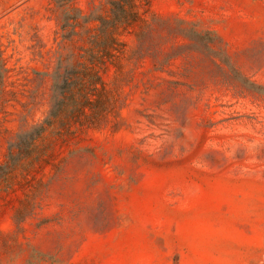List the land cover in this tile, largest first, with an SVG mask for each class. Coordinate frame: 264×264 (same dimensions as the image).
Returning <instances> with one entry per match:
<instances>
[{
    "label": "rangeland",
    "instance_id": "374dc122",
    "mask_svg": "<svg viewBox=\"0 0 264 264\" xmlns=\"http://www.w3.org/2000/svg\"><path fill=\"white\" fill-rule=\"evenodd\" d=\"M0 0V173L96 52L111 0ZM102 74L118 110L0 181V264H264V0H147Z\"/></svg>",
    "mask_w": 264,
    "mask_h": 264
},
{
    "label": "trees",
    "instance_id": "16d2710c",
    "mask_svg": "<svg viewBox=\"0 0 264 264\" xmlns=\"http://www.w3.org/2000/svg\"><path fill=\"white\" fill-rule=\"evenodd\" d=\"M68 0H58L63 7ZM75 3L74 0H71ZM147 0H111L106 15L83 16V11L75 8L77 16L84 23L95 22L96 35L92 38V46L96 52H84L80 61L71 67L59 68L53 75L51 109L45 121L24 135V141L15 145L19 150L16 157L10 150L11 167L3 168L0 181L8 180L11 171L22 159L31 158L36 143L42 140L49 129L57 128L70 133L74 129L98 127L106 123L108 117L118 110L117 100L110 94L102 76L110 67L116 72L121 69L124 52L119 36L122 30L133 27L140 21L138 8ZM1 167V166H0Z\"/></svg>",
    "mask_w": 264,
    "mask_h": 264
}]
</instances>
